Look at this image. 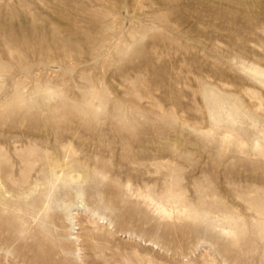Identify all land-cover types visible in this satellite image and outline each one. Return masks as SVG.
<instances>
[{
	"label": "rangeland",
	"instance_id": "rangeland-1",
	"mask_svg": "<svg viewBox=\"0 0 264 264\" xmlns=\"http://www.w3.org/2000/svg\"><path fill=\"white\" fill-rule=\"evenodd\" d=\"M0 264H264V0H0Z\"/></svg>",
	"mask_w": 264,
	"mask_h": 264
}]
</instances>
